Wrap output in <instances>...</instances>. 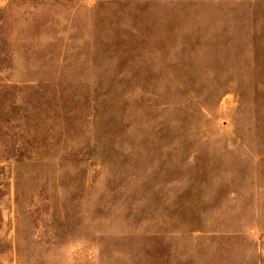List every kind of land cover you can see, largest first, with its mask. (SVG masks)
<instances>
[{"label": "rangeland", "instance_id": "obj_1", "mask_svg": "<svg viewBox=\"0 0 264 264\" xmlns=\"http://www.w3.org/2000/svg\"><path fill=\"white\" fill-rule=\"evenodd\" d=\"M0 264H264V0H0Z\"/></svg>", "mask_w": 264, "mask_h": 264}]
</instances>
